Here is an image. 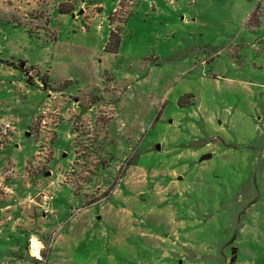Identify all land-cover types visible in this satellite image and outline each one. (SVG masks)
<instances>
[{"label":"rangeland","instance_id":"rangeland-1","mask_svg":"<svg viewBox=\"0 0 264 264\" xmlns=\"http://www.w3.org/2000/svg\"><path fill=\"white\" fill-rule=\"evenodd\" d=\"M0 233V264H264V0H0Z\"/></svg>","mask_w":264,"mask_h":264},{"label":"trees","instance_id":"trees-1","mask_svg":"<svg viewBox=\"0 0 264 264\" xmlns=\"http://www.w3.org/2000/svg\"><path fill=\"white\" fill-rule=\"evenodd\" d=\"M112 33H113V35H112ZM114 33L115 32L113 30H110L109 36H108V42L106 43V45L104 47L105 50H107V48L110 47V46H111L112 49H115L116 48L117 43H118V38H117V35H116V37H114ZM135 154H136V152H135ZM160 225L161 224H158V226H160ZM154 226H157V224H154ZM155 230L158 231L159 229H156L155 228ZM19 239L22 240V241L24 240L23 242H25L26 235L21 236ZM232 259H233V256H231L229 264H231ZM174 262H175V264H179L178 259H176Z\"/></svg>","mask_w":264,"mask_h":264},{"label":"bare ground","instance_id":"bare-ground-1","mask_svg":"<svg viewBox=\"0 0 264 264\" xmlns=\"http://www.w3.org/2000/svg\"><path fill=\"white\" fill-rule=\"evenodd\" d=\"M30 241H31L32 253L37 254L38 253L37 249L40 248L39 242L34 237H32Z\"/></svg>","mask_w":264,"mask_h":264},{"label":"water","instance_id":"water-1","mask_svg":"<svg viewBox=\"0 0 264 264\" xmlns=\"http://www.w3.org/2000/svg\"><path fill=\"white\" fill-rule=\"evenodd\" d=\"M155 148L156 149H160V143H155ZM212 156V153L211 152H206V153H202L200 156H199V160L201 161V160H203V159H208V158H210ZM179 177H181V176H179ZM179 262H180V260H179Z\"/></svg>","mask_w":264,"mask_h":264},{"label":"crops","instance_id":"crops-1","mask_svg":"<svg viewBox=\"0 0 264 264\" xmlns=\"http://www.w3.org/2000/svg\"><path fill=\"white\" fill-rule=\"evenodd\" d=\"M211 157H212V156H211ZM2 233H3V234H5V231H3V230H2ZM2 233H0V239H4V238H1V236H2ZM4 240H6V239H4ZM2 264H6V262H5V261H3V263H2ZM11 264H12V263H11ZM13 264H14V263H13Z\"/></svg>","mask_w":264,"mask_h":264}]
</instances>
